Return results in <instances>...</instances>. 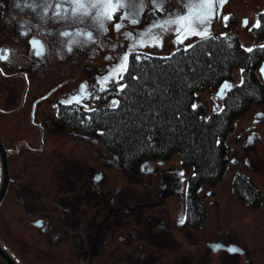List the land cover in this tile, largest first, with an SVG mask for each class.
Returning a JSON list of instances; mask_svg holds the SVG:
<instances>
[{
    "label": "flooded vegetation",
    "instance_id": "obj_1",
    "mask_svg": "<svg viewBox=\"0 0 264 264\" xmlns=\"http://www.w3.org/2000/svg\"><path fill=\"white\" fill-rule=\"evenodd\" d=\"M102 10L110 14L112 25L127 11L122 0L119 6L115 0H0V139L9 171L0 203V247L16 264H264L236 235L202 233L204 222L189 224L187 186L166 179L160 163H146L140 174L132 175L119 163L109 164L110 157V161L98 157V164L59 158L65 148L57 151L58 142L65 147L81 141L89 149L96 148L89 136L61 116L62 109L81 95L71 92L76 86L68 74V97H61L66 93L60 91L52 70L46 91L33 98L28 109L30 76L47 73L49 59L70 58L77 36L103 33L95 18ZM20 55L25 63L12 60ZM14 80L21 83L16 107ZM262 113L256 112L245 144L261 123ZM27 132L37 134V146L16 148L12 142L27 140ZM45 140H50V147H44ZM109 169L117 172L116 178L108 174ZM147 175L157 177V183L143 184L153 194L140 195L137 191ZM2 181L0 168V189ZM201 200L205 208L210 206ZM8 205L15 210L9 211ZM260 251L264 255L263 247ZM0 264L9 263L0 255Z\"/></svg>",
    "mask_w": 264,
    "mask_h": 264
},
{
    "label": "trees",
    "instance_id": "obj_2",
    "mask_svg": "<svg viewBox=\"0 0 264 264\" xmlns=\"http://www.w3.org/2000/svg\"><path fill=\"white\" fill-rule=\"evenodd\" d=\"M250 33L257 41L264 40V11ZM125 56L126 61L121 58L109 69L89 73L86 68V77L96 84L89 80L81 99L66 105L61 116L76 131L99 142L126 173L138 175L146 163L172 165L176 157L182 169H191L187 219L200 226L206 219L201 188H214L225 179L228 140L238 119L254 104L264 105V84L258 73L264 45L246 48L236 33L228 31L202 36L167 56L138 50ZM104 70L117 74L104 80L106 76H98ZM235 70L241 71L239 84L229 85L220 111L209 112L199 93L232 83ZM231 185L232 194L248 207L262 206V191L250 177L237 173Z\"/></svg>",
    "mask_w": 264,
    "mask_h": 264
},
{
    "label": "rangeland",
    "instance_id": "obj_3",
    "mask_svg": "<svg viewBox=\"0 0 264 264\" xmlns=\"http://www.w3.org/2000/svg\"><path fill=\"white\" fill-rule=\"evenodd\" d=\"M162 3L163 8L160 7L159 3L154 4L153 0H144L142 6L132 10V15H129V9L126 7V17L121 18L122 20L117 25H112L110 14L102 10L99 16L95 18L99 21V28H103V33H95L92 37H90L89 33L77 36L80 38L77 39L75 49L70 58L60 61L49 59L44 68L50 69H47V73L39 71L37 74L30 76L29 91L26 99L28 109L33 98L46 91V84L51 81L50 73L52 70L56 73V82L59 80L61 84L60 91L63 93L68 91L70 81L68 74H71V81L76 86V89H71V92H75L79 96L83 94L85 85L96 84V82L86 77V67L89 73L95 68L109 69L118 60L121 63V58H124L123 56L129 50L167 56L177 49L189 47L202 36L217 33L223 34L228 31L236 33L246 48H251L256 44L264 45V40L257 41L250 33V29L258 23L259 13L264 11V0H162ZM95 11L97 12L98 8H95ZM132 19L137 21H132ZM78 30L81 29L78 28ZM129 46L131 47L129 48ZM20 47V51H22L25 46L21 45ZM13 51L17 52L18 48H14ZM12 60L16 63H25L23 55L14 56ZM12 72H16V70H12ZM62 72L67 74L62 75ZM116 74L117 71L112 70L105 74L98 73V76H106L105 80L106 78L115 77ZM88 75L92 76V74ZM232 79L233 81L229 85H238L241 80V71H233ZM89 80H91V83ZM13 83H18L14 86V92L12 93V99L16 100L13 107H16L21 101V99L17 100V94L21 90V83L16 80ZM230 86L223 90L221 96L218 95L219 88L199 93L201 101L207 104L209 112L221 110L222 99ZM61 97H68V93ZM259 106L254 104L247 113L238 119L236 130L229 137L230 161L225 179L214 188L203 186L200 190V196L204 199L205 204L210 205L206 208V219L202 226V233L217 232L236 235L242 244L256 251L255 257L257 259L264 261V255L260 251L261 247L264 248V107L261 108ZM258 110L263 111L260 116L261 123H257L258 126L254 130L255 133L251 136V141H247V144H245V141L250 136L249 129L253 125V120ZM24 136L27 137V140L33 146L29 145L27 140H16L12 142L16 148L37 146V134L27 132L24 133ZM8 141L11 142V140ZM48 141L45 140L46 144L44 147L51 146L50 140ZM89 141L95 144L96 148L89 149L81 141L72 145L65 144V147L60 144L61 142H58L55 148L57 151L65 148L64 151L60 152V159L68 156L75 159L77 163L98 164L100 163L98 159L100 156L104 159L108 158V161H110V157L113 161H110L109 164L116 162L109 154H106L107 157L101 153L104 148L99 142L97 143L90 138ZM61 162L64 163L65 161L61 160ZM172 162H174L172 165L169 163L161 164L165 170L171 168L166 174V179L168 177L169 180L171 177H174L172 179L178 177V181L182 182L185 189L191 169H182L176 157ZM147 167L149 168V166ZM0 168H2L1 160ZM159 170L161 173L162 170ZM125 172L124 174L126 175ZM237 173L245 174L258 185L263 194L261 207L251 209L246 203L240 201L232 194L231 184ZM108 174L115 178L117 176V172L113 169H109ZM157 179V177L152 178L151 175H147L146 178L142 179L141 189L136 191L140 195H152V189L145 191L143 184L151 186L154 182L157 183ZM175 199L172 200L173 203ZM13 206L8 205V210H15ZM16 209L20 211L19 207Z\"/></svg>",
    "mask_w": 264,
    "mask_h": 264
},
{
    "label": "water",
    "instance_id": "obj_4",
    "mask_svg": "<svg viewBox=\"0 0 264 264\" xmlns=\"http://www.w3.org/2000/svg\"><path fill=\"white\" fill-rule=\"evenodd\" d=\"M259 73L262 75L264 78V62L261 64L259 68ZM229 87L228 82H224L218 90V95L221 96L223 90L225 88ZM0 160H1V165H2V173H3V181H2V186L0 189V203L2 202L7 188L9 184V171H8V157H7V151L6 148L4 147V144L2 140L0 139ZM0 255L9 263V264H16V262L0 247Z\"/></svg>",
    "mask_w": 264,
    "mask_h": 264
},
{
    "label": "snow or ice",
    "instance_id": "obj_5",
    "mask_svg": "<svg viewBox=\"0 0 264 264\" xmlns=\"http://www.w3.org/2000/svg\"><path fill=\"white\" fill-rule=\"evenodd\" d=\"M115 3L117 6H119L120 0H115ZM124 6L129 9V15H132V10L136 9L138 6H142L144 3V0H123ZM154 4L159 3L160 7L163 8L162 0H153ZM191 6V4H189ZM124 60H127V57H124Z\"/></svg>",
    "mask_w": 264,
    "mask_h": 264
}]
</instances>
